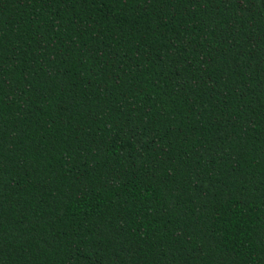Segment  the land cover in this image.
Here are the masks:
<instances>
[{
    "label": "trees",
    "instance_id": "trees-1",
    "mask_svg": "<svg viewBox=\"0 0 264 264\" xmlns=\"http://www.w3.org/2000/svg\"><path fill=\"white\" fill-rule=\"evenodd\" d=\"M0 264H264V0H0Z\"/></svg>",
    "mask_w": 264,
    "mask_h": 264
}]
</instances>
